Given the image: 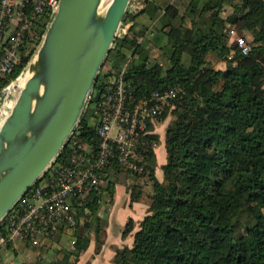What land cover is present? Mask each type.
<instances>
[{
	"label": "trees",
	"instance_id": "trees-1",
	"mask_svg": "<svg viewBox=\"0 0 264 264\" xmlns=\"http://www.w3.org/2000/svg\"><path fill=\"white\" fill-rule=\"evenodd\" d=\"M225 1L231 0H205L202 5L200 0H188L180 13L162 0H144L140 10L129 5L122 19L132 21L129 33L116 37L104 66L107 63L110 71H117L127 52L144 51L138 37L146 26L135 19L145 14L156 18L153 35L145 42L162 49L169 65L163 70L145 56L128 67L126 78L138 95L178 86L185 93L166 128L163 181L155 175V153L147 144L144 171L135 178L151 188L148 211L133 233L132 244L116 248L114 264H264V0H239L231 14L222 17L220 6ZM49 20L40 16L32 24L37 39ZM231 24L251 33L247 54L234 41L228 43ZM31 46L26 43L28 52L22 53L16 74L29 60ZM211 51L226 60L225 69L209 67L206 55ZM184 53L190 58L187 65L182 61ZM79 129L84 140L97 144L95 128L85 115ZM156 138L155 134L143 137L147 143ZM67 151L66 147L58 161ZM105 179L106 186L90 191L81 205L74 201L78 222L70 245L57 250L58 258L52 263L38 256L21 264H76L92 232L94 254L100 252L106 238L99 214L101 198L106 192L112 202L115 192V183ZM133 229L129 219L122 237ZM23 247L36 250L28 242Z\"/></svg>",
	"mask_w": 264,
	"mask_h": 264
},
{
	"label": "built area",
	"instance_id": "built-area-1",
	"mask_svg": "<svg viewBox=\"0 0 264 264\" xmlns=\"http://www.w3.org/2000/svg\"><path fill=\"white\" fill-rule=\"evenodd\" d=\"M58 3L59 0H0V124L10 110L26 65L15 73L22 53L28 52L26 43L37 40L31 26L40 16L50 19ZM131 24L129 21L121 34L119 27L117 37L128 35ZM229 33L240 52L247 54L250 45L246 39L232 29ZM143 39V35L139 36L138 42ZM131 59L127 55L117 71L103 64L98 86L95 82L85 101L82 115L95 128L97 144L83 139L78 122L60 154L0 223V249L15 250L28 242L39 250L51 234L73 231L78 222L74 201L99 189L114 167L132 177L144 171L149 143L143 137L151 134L150 125L170 114L182 101L185 91L178 86L138 95L126 78ZM66 147L67 156L58 161Z\"/></svg>",
	"mask_w": 264,
	"mask_h": 264
},
{
	"label": "water",
	"instance_id": "water-1",
	"mask_svg": "<svg viewBox=\"0 0 264 264\" xmlns=\"http://www.w3.org/2000/svg\"><path fill=\"white\" fill-rule=\"evenodd\" d=\"M59 0L0 124V223L60 154L131 0Z\"/></svg>",
	"mask_w": 264,
	"mask_h": 264
},
{
	"label": "rangeland",
	"instance_id": "rangeland-1",
	"mask_svg": "<svg viewBox=\"0 0 264 264\" xmlns=\"http://www.w3.org/2000/svg\"><path fill=\"white\" fill-rule=\"evenodd\" d=\"M138 1L139 0H131L129 5H131V4L132 5L130 7L133 8L135 5H138V3H139ZM204 1L205 0H200V5H202V3H204ZM162 2H163V4L169 3L173 6H176L180 13H184L186 10V7H187L188 0L186 3L184 2V0H162ZM238 2H239V0L225 1L224 4H222L220 6V15L222 17H227L228 15H230L232 10H233V5H235ZM128 8H129V6H128ZM134 9L135 8H133V10ZM161 13H163V10H161L158 14H161ZM210 13H211V11H207L208 15ZM204 15H206V14H204ZM139 16L140 15H137V17L135 19L137 22L141 21L140 20L141 18ZM128 18H127V20L122 22V24L120 25V29H119L120 34L123 32V30L125 29V26L128 24V22H129ZM232 18H233V16H232ZM145 22L147 24H149L148 20H146ZM155 23H156V21L154 23H152L150 26L147 25L146 29L144 31V35H143L144 39L142 42H140L144 45V51L142 53H136V54H132L129 51V52H127L128 53L127 55L132 56L131 64L134 63L135 61L141 60L142 58H144L146 56L149 63L158 62V64L163 68V70H165L169 65V62L167 59V54L164 53V51L162 49L151 47L148 43L145 42L147 37H151L153 35L152 28L154 27ZM189 23L190 22L188 20L186 24L189 25ZM203 26H206L205 22L203 23ZM230 28L235 32V34L237 36H239V34H243L246 41L251 42L252 35L249 31L241 30L236 24H234V25L231 24ZM147 31H148V34H147ZM150 32H152V34H150ZM229 36L230 37H228V43H232L233 34H231ZM40 42H41V38L37 39L34 43H32V46H31L32 52H31L30 58L36 52ZM232 53H233V51L231 50L229 53V56H231ZM189 59H190L189 55L187 53H184L182 56L183 63H185L186 65L189 64ZM206 61H207V64L209 65V67H212L214 69H222L223 70L226 67V60L222 56H220L219 54H217L216 52H213V51L209 52L206 55ZM107 65L108 64L106 63L105 66L107 67ZM174 118H175V114L171 112L170 114H167L165 118L157 119L154 123L155 126L153 124L151 125L152 126L151 134L152 135L155 134L157 136L156 139H150V141H149L150 146L153 144L151 146L152 149L160 143V141H161L160 137H162L164 139V145H165L166 128L173 121ZM165 150H166V148H165ZM157 153H159V151ZM155 160H156V157H155ZM166 160H167V154H166ZM161 170H162V166H161ZM162 175H163V170H162ZM129 178H131V179H129ZM163 178H164V176H163ZM108 179L112 183H115V185L124 182L127 186V189L131 192V200H135L138 198L139 194L143 192V188L140 190L139 186L146 184V183L142 184V181L140 179H136L135 177H132L130 174H127V173L123 172L122 170L115 168V167L113 169V173H111V175L108 177ZM162 181H163V179H162ZM107 183H108L107 180L104 179L102 181L100 188L101 187L104 188ZM145 186H148V184H146ZM138 189H139V191H137ZM150 190H151V188H150V186H148L147 190L144 192V195L147 196V198H149L148 193L150 192ZM85 197H86V195H84L79 200L76 199L75 201H78V204L81 205L82 202L85 200ZM110 198H111V194H107L106 192H104L102 194L101 204H100V208H99V214L101 215V217L103 219V225L104 226H105L106 215L109 212V207H110V204L112 203V202H110ZM148 207H149V205H148ZM75 211H76V207H75ZM79 221L82 224L83 218L81 217ZM93 236L94 235L92 232L91 233V237H92L91 240H93ZM72 238H73V231L72 230H68V231H65V230L60 231L59 230L58 232L51 234L45 240L44 245H42L39 250L28 249L30 256L29 257L25 256L26 255L25 254L24 255L25 259L27 262H31V261H34L36 257L41 256L43 259H46V260L53 263L56 260V258H58V251L57 250L59 248L68 247L70 245V242L72 241ZM18 252H22V251H19V250L16 251V253H18Z\"/></svg>",
	"mask_w": 264,
	"mask_h": 264
},
{
	"label": "crops",
	"instance_id": "crops-1",
	"mask_svg": "<svg viewBox=\"0 0 264 264\" xmlns=\"http://www.w3.org/2000/svg\"><path fill=\"white\" fill-rule=\"evenodd\" d=\"M138 2V5L133 7L135 11L143 7L144 0H139ZM184 2L186 3L187 0H184ZM139 15L141 21L138 22L144 26H150L156 21V18L150 19L145 14ZM146 20L149 21V24L145 22ZM160 139V143L153 148V151L156 157L155 175L159 181H162L163 175L161 166L166 162V150L164 139L162 137H160ZM158 151L159 153H157ZM146 187L148 188V186L143 187V192L139 194L137 199L131 200V192L127 189L124 182L115 185L113 201L110 204L109 212L105 219V242L100 252L94 254V240H91L87 250L76 264H114L112 259L115 255L116 248L130 246L132 244L133 233L137 230L139 222L147 213L149 198L144 195V192L147 190ZM129 219L132 220L134 229L126 237H122V231ZM21 247L15 250L10 248L5 250L0 249V264H21L26 261L25 256H30L28 252L30 248ZM18 250L22 252L16 253Z\"/></svg>",
	"mask_w": 264,
	"mask_h": 264
},
{
	"label": "bare ground",
	"instance_id": "bare-ground-1",
	"mask_svg": "<svg viewBox=\"0 0 264 264\" xmlns=\"http://www.w3.org/2000/svg\"><path fill=\"white\" fill-rule=\"evenodd\" d=\"M110 1H111V0H102V1H101V4H100V11H101L102 13L105 12V10H106V8H107V6H108V4H109Z\"/></svg>",
	"mask_w": 264,
	"mask_h": 264
}]
</instances>
